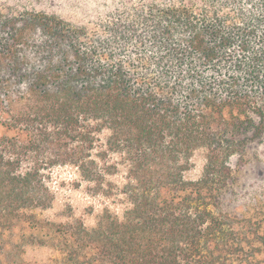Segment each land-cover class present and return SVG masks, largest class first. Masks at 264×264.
<instances>
[{
  "label": "trees",
  "instance_id": "16d2710c",
  "mask_svg": "<svg viewBox=\"0 0 264 264\" xmlns=\"http://www.w3.org/2000/svg\"><path fill=\"white\" fill-rule=\"evenodd\" d=\"M39 2L0 0V264H264V0Z\"/></svg>",
  "mask_w": 264,
  "mask_h": 264
},
{
  "label": "rangeland",
  "instance_id": "374dc122",
  "mask_svg": "<svg viewBox=\"0 0 264 264\" xmlns=\"http://www.w3.org/2000/svg\"><path fill=\"white\" fill-rule=\"evenodd\" d=\"M49 0H40L39 5L40 8L48 7ZM41 3V4H40ZM60 6V4H59ZM52 7V6H51ZM51 7L49 8L51 10ZM251 151L248 153L247 157L250 158ZM202 160L199 156H197V167L194 169L192 176H196L201 172ZM238 177V184L240 185L241 191H245L249 189V185L254 182L253 175L251 173V169L246 167L244 169L238 170L236 173ZM56 176H61V179L67 178L69 176L68 169H63L55 172ZM86 186L80 185L77 188H72L70 185H66L62 187L57 192V199L53 207L47 211L38 212L37 217L41 219H48L54 222H63L64 218L61 214L67 210V206H71L75 215H81L83 211L91 204L95 203L90 197L88 192L86 191ZM250 190V189H249ZM246 198H240L236 200V204H231L228 207V210L233 211L235 208L238 211L242 210V205L246 203ZM92 217L88 218L87 224H92ZM56 255L53 254L50 250L46 249H29L26 254L22 257L23 264H55Z\"/></svg>",
  "mask_w": 264,
  "mask_h": 264
}]
</instances>
